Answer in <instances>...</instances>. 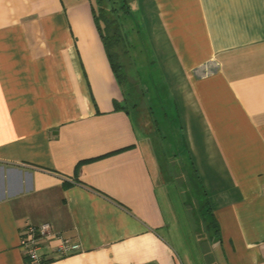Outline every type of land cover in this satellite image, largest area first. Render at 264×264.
I'll return each mask as SVG.
<instances>
[{
    "label": "crops",
    "instance_id": "1",
    "mask_svg": "<svg viewBox=\"0 0 264 264\" xmlns=\"http://www.w3.org/2000/svg\"><path fill=\"white\" fill-rule=\"evenodd\" d=\"M123 17L167 76L162 156L157 123L121 107L89 0H0V264H36L19 238L43 222L39 264H264V0H131Z\"/></svg>",
    "mask_w": 264,
    "mask_h": 264
},
{
    "label": "rangeland",
    "instance_id": "2",
    "mask_svg": "<svg viewBox=\"0 0 264 264\" xmlns=\"http://www.w3.org/2000/svg\"><path fill=\"white\" fill-rule=\"evenodd\" d=\"M128 4L130 5V3ZM105 7L107 10L109 9L108 2ZM108 14L110 15L111 13L108 12ZM123 18L122 13L119 12L122 42L120 43L121 45H118L117 51L120 53V60L123 63L127 80L132 84V89H134L132 100L137 103L136 106L140 112L136 114V112L129 107L130 104L127 105L126 109L128 110V114L135 119L136 124L146 132L154 129L153 121L157 123L161 133L160 136L156 133L157 149L160 156H162L164 153L161 147L163 140L161 141L160 139L162 138L160 137L166 133L165 129H167V133H170V131L175 132L178 125L172 102L170 103V96L167 94L165 87L167 76L158 62L154 60V57L151 56L147 40V30L144 25L139 22H137L134 27L136 32L134 37L135 44L133 46L135 49L131 51L125 34L130 37V35L133 36V33L127 30L129 22L126 21L123 23ZM132 56H134V60H132ZM132 100L130 96V101ZM148 102L154 104V106H151L153 114H148L147 109L143 107V105L147 106ZM160 106L162 111L160 110ZM163 112L166 114H163ZM160 160H162L161 157ZM180 169L181 167H177L178 172Z\"/></svg>",
    "mask_w": 264,
    "mask_h": 264
},
{
    "label": "trees",
    "instance_id": "3",
    "mask_svg": "<svg viewBox=\"0 0 264 264\" xmlns=\"http://www.w3.org/2000/svg\"><path fill=\"white\" fill-rule=\"evenodd\" d=\"M89 1L94 24L100 37L106 57L109 61L114 78L120 87L123 96L124 104L121 107L128 113V110L126 109L127 105L130 104L129 107L132 110H135L137 103L132 100L134 89H132V84L127 80L126 72L123 63L120 60V53L117 51V47L118 45H121L120 43L122 42L119 12H121L122 15L128 14V3H130L131 0ZM107 2L109 5L108 10L105 7ZM108 12L111 14L109 15ZM130 96L132 101H130ZM113 109H119V106L114 103ZM185 177L189 187V195L193 197L192 199H194L193 201L196 203V208L198 209V215L200 217L199 219L204 223L205 231L207 232L210 229L213 233L215 222L209 213L206 199L202 200L200 198L202 189L190 167L186 168ZM200 209L203 211L201 212Z\"/></svg>",
    "mask_w": 264,
    "mask_h": 264
},
{
    "label": "built area",
    "instance_id": "4",
    "mask_svg": "<svg viewBox=\"0 0 264 264\" xmlns=\"http://www.w3.org/2000/svg\"><path fill=\"white\" fill-rule=\"evenodd\" d=\"M260 193L264 194V182L260 186ZM41 237L56 238V235L51 231L50 225L46 222L37 225L28 224L23 235L19 238L20 248L24 251L27 258L36 264H39L40 261V258L36 253L37 239ZM58 240L56 248L60 255H65L78 248L77 243L71 242L68 239Z\"/></svg>",
    "mask_w": 264,
    "mask_h": 264
}]
</instances>
